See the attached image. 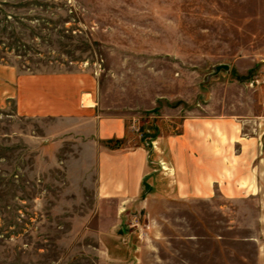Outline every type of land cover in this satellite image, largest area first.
Here are the masks:
<instances>
[{"label": "rangeland", "instance_id": "1", "mask_svg": "<svg viewBox=\"0 0 264 264\" xmlns=\"http://www.w3.org/2000/svg\"><path fill=\"white\" fill-rule=\"evenodd\" d=\"M0 64L89 75L160 184L156 148L184 121L264 116V0H0ZM73 130L0 106V264H112L107 249L138 264H264V201L146 186L121 215L99 210L97 155Z\"/></svg>", "mask_w": 264, "mask_h": 264}, {"label": "crops", "instance_id": "2", "mask_svg": "<svg viewBox=\"0 0 264 264\" xmlns=\"http://www.w3.org/2000/svg\"><path fill=\"white\" fill-rule=\"evenodd\" d=\"M94 89L89 75L29 74L0 64V106L13 101L18 116L71 122L73 131L88 140L97 155L99 210L116 206L121 215L132 203L146 199V186L154 195L180 201L218 196L226 201H264V116L246 119L239 127L242 135L230 119L184 121L182 134L162 137L156 148L161 170L171 179L162 178L158 184L150 177L157 171L150 151L144 146L122 147L129 136L128 119L104 115ZM201 130L208 131L207 139L200 138ZM116 141L121 144L109 145ZM107 250L112 264L139 262L137 256L124 262Z\"/></svg>", "mask_w": 264, "mask_h": 264}, {"label": "trees", "instance_id": "3", "mask_svg": "<svg viewBox=\"0 0 264 264\" xmlns=\"http://www.w3.org/2000/svg\"><path fill=\"white\" fill-rule=\"evenodd\" d=\"M120 144H121L120 141H116V142L110 143L109 145L113 147V145L119 146Z\"/></svg>", "mask_w": 264, "mask_h": 264}]
</instances>
